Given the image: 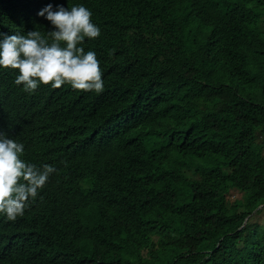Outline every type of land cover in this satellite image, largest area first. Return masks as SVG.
Returning <instances> with one entry per match:
<instances>
[{
	"label": "trees",
	"instance_id": "obj_1",
	"mask_svg": "<svg viewBox=\"0 0 264 264\" xmlns=\"http://www.w3.org/2000/svg\"><path fill=\"white\" fill-rule=\"evenodd\" d=\"M49 4L91 11L110 80L28 92L0 66V127L56 169L0 264H264V0H0V40L54 30Z\"/></svg>",
	"mask_w": 264,
	"mask_h": 264
},
{
	"label": "clouds",
	"instance_id": "obj_2",
	"mask_svg": "<svg viewBox=\"0 0 264 264\" xmlns=\"http://www.w3.org/2000/svg\"><path fill=\"white\" fill-rule=\"evenodd\" d=\"M38 15L54 30L45 35L39 29L5 35L0 40V66L18 70L15 83L24 90L35 91L40 84L59 88L70 84L81 91H103L104 83L94 51H85V38L96 39L100 29L92 22V13L83 5L53 10L47 5ZM24 145L8 137L0 127V232L2 242L21 241L27 225L43 217L39 201L56 169L41 162L34 165L21 159ZM52 174V175H51Z\"/></svg>",
	"mask_w": 264,
	"mask_h": 264
},
{
	"label": "rangeland",
	"instance_id": "obj_3",
	"mask_svg": "<svg viewBox=\"0 0 264 264\" xmlns=\"http://www.w3.org/2000/svg\"><path fill=\"white\" fill-rule=\"evenodd\" d=\"M242 196H243L242 192L234 190L228 195V198L231 201H233V200H235L237 198H242ZM252 221L255 224H258V225L264 227V208H262V211L260 213L254 215V217L252 218Z\"/></svg>",
	"mask_w": 264,
	"mask_h": 264
},
{
	"label": "bare ground",
	"instance_id": "obj_4",
	"mask_svg": "<svg viewBox=\"0 0 264 264\" xmlns=\"http://www.w3.org/2000/svg\"><path fill=\"white\" fill-rule=\"evenodd\" d=\"M161 4H163V3H161ZM165 7H166V6H165ZM163 9H164V8H163ZM165 9L167 10V8H165ZM161 10H162V9H161ZM103 24H104V23H103ZM98 57H99V56H98ZM98 57H97V58H98ZM102 65H105V63L102 64ZM103 67H104V66H103ZM100 68H101V67H100ZM101 70H102V69H101ZM103 70H104V69H103ZM107 70H108V69H107ZM109 70H110V68H109ZM105 72H106V69H105ZM107 73H108V72H107ZM102 74H103V73H102ZM105 74H106V73H105ZM107 75H108V74H106V77H107ZM102 77H103V76H102ZM102 79H103L104 81H105V80H110V79H104V78H102ZM104 86H105V85H104ZM106 86H107V85H106ZM108 86H109V85H108ZM111 88H112V87H111ZM103 91H104V90H103ZM103 91H102V93H103ZM105 93H106V92H105ZM107 96H108V95H107ZM103 97H104V96H103ZM102 101H103V100H102ZM107 102H108V101H107ZM68 130H69V129H68ZM72 130H73V129H72ZM68 133H69V132H68ZM81 134H82V133H80V135H81ZM77 135H78V134H77ZM109 135H110V134H109ZM73 136H74V134H73ZM75 136H76V135H75ZM82 136H83V135H82ZM96 136H97V135H96ZM106 136H107V135H106ZM108 137H109V136H108ZM79 138H80V137H79ZM89 138H90V137H89ZM100 138H102V137H100ZM105 138H106V137H105ZM76 139H78V138H76ZM69 140H70V139H69ZM92 140H93V139H92ZM82 141H83V140H82ZM82 141H80V142H82ZM98 141H101V139L98 140ZM71 142H72V141H71ZM71 142H70V143H71ZM80 142H79V144H81ZM89 143H90V142H89ZM97 143H98V142H97ZM102 144H103V143H102ZM112 144H113V143H112ZM76 146H77V144H76ZM106 146H107V145H106ZM109 146H110V145H109ZM112 146H114V145H112ZM112 146H111V147H112ZM92 147H93V146H92ZM75 148H76V147H75ZM79 148H80V147H79ZM89 148H90V147H89ZM107 151H109V150H107ZM105 152H106V151H105ZM71 157H72V156H71ZM79 157H80V156H79ZM108 207H110V206H108ZM104 209H105V208H104ZM110 209H111V208H110ZM108 210H109V209H108ZM108 210H107V211H108ZM113 210H114V209H113ZM103 211H104V210H103ZM109 211H111V210H109ZM110 213H111V212H110Z\"/></svg>",
	"mask_w": 264,
	"mask_h": 264
}]
</instances>
